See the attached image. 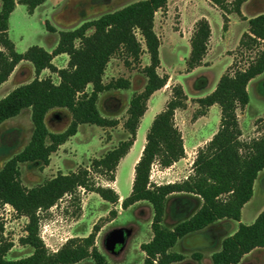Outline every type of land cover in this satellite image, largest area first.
<instances>
[{
  "label": "trees",
  "instance_id": "obj_1",
  "mask_svg": "<svg viewBox=\"0 0 264 264\" xmlns=\"http://www.w3.org/2000/svg\"><path fill=\"white\" fill-rule=\"evenodd\" d=\"M46 0H0V85L5 83L15 67L22 61L29 62L35 78L28 84L13 89L0 99V126L30 109L33 131L28 144L21 152L8 160L0 170V206H10L18 216L27 219L25 236L20 238L22 246L32 253L18 260H7L11 245H0V264H77L91 259L94 264H108L98 251L95 238L98 228L83 238L68 239L56 252H49L39 236L40 212L56 206L65 196H72L79 189L98 195L103 201L116 205L119 197L111 188L94 182L91 174L102 175L113 182L116 168L133 146L140 120L147 110L149 98L167 83V76H159L160 41L154 32L155 14L164 9L168 0H142L123 7L98 19L83 23L72 31L59 32L56 47L49 53L41 47H29L17 53L8 36V22L16 4L27 8L28 14ZM222 13V29L228 24L227 15L241 16L240 7L247 0H208ZM49 28L48 31L55 32ZM92 31L87 35L88 31ZM248 34H244L240 46L251 49L260 47L255 58L246 69L224 74L215 89L206 97L198 99L201 108L217 105L220 109L219 128L206 146L200 149L193 162V174L181 183L155 185L150 182L154 164L169 168L184 158L183 140L174 123V114L185 108L186 96L180 86L173 87L172 98L163 111L157 114L145 136V144L134 167L131 193L122 203L126 210L138 202L152 206L150 224L152 238L140 245L144 254L142 264H174L185 257L172 251L178 240L201 231L216 221L227 219L240 222L241 209L253 195V185L258 173L264 170V134L259 138L243 142L237 110L248 104V83L264 72V14L248 21ZM140 35L142 43L137 38ZM211 30L206 19L196 22L190 39L188 70L201 65ZM147 53L149 65L142 69L146 83L140 93H135L127 109L123 129L128 134L125 141L108 151L102 158L93 160L91 171L79 169L70 174H57L52 179L34 188H25L20 181L19 165L32 163L47 167L50 156L75 136L80 125L113 128L116 120L101 116L97 102L99 95L109 90H128L130 82L116 80L104 85L102 78L111 58L121 53L128 64L139 62L141 54ZM67 55V67L57 69L52 60ZM55 74L59 82L50 78L39 79L42 71ZM205 86V81L203 82ZM90 91H87V88ZM54 109H66L70 116L69 126L61 133L47 129L46 115ZM264 123V121H263ZM185 193L201 199L200 208L186 221L173 229L162 225L166 200L170 195ZM109 214L115 215L110 211ZM2 225L0 224V231ZM264 248V209L251 225L239 223L234 234L221 242L212 264H239L242 258L254 249ZM199 261L200 255L194 254Z\"/></svg>",
  "mask_w": 264,
  "mask_h": 264
},
{
  "label": "rangeland",
  "instance_id": "obj_2",
  "mask_svg": "<svg viewBox=\"0 0 264 264\" xmlns=\"http://www.w3.org/2000/svg\"><path fill=\"white\" fill-rule=\"evenodd\" d=\"M19 1L15 0L16 3ZM138 1L142 0H46L32 15L27 13L25 6L17 4V9L9 18L8 36L17 53H24L32 46L52 51L59 39V32L72 31L84 22L98 19L104 14L115 12ZM258 1L264 2V0ZM227 2L231 4L234 0H227ZM208 5L207 0H168L166 7L155 14L154 32L160 41V65L157 73L159 76H167L168 72V81L147 102L146 114L140 120L137 129L134 153L121 166H117L113 182L107 181V178L102 175L92 173L91 177L97 185L127 194L132 180L131 158L140 144H145L144 135L146 136L151 126V117L154 118L158 112L164 110L167 102L172 98V89L176 86L182 88L187 98L185 108L176 110L174 114L175 126L180 130L183 138L185 155L177 162V165L173 164L169 168L164 169L154 164L150 182L155 185L181 183L193 174L192 165L197 153L217 132L220 120L218 106L201 108L198 99L211 93L221 72L222 63L210 68H201L191 75H186V72L190 71L187 67L188 58L185 59L189 57L190 51L187 43H190L196 20L203 19L204 15L209 18L213 30V42L219 39L222 33V13L220 10L219 13L209 8ZM253 9L257 13L262 11L258 7ZM46 24L55 32L48 31ZM91 33L90 30L87 35ZM137 38L144 48L139 34ZM212 47L210 52L213 51ZM220 50L221 48L217 47L216 52L210 54L209 59L214 60L219 52L231 55L232 64L224 74L232 75L236 70L246 69L260 47L248 49L239 45L232 51L231 49ZM125 61L126 58L121 53L113 56L106 67L102 82L107 85L120 79L127 80L130 82L129 89L105 91L99 95L97 102L101 116L116 120L117 125L113 128L81 125L76 135L68 140L70 142L66 147L53 157L52 164L49 162L47 167L32 163L20 164V181L25 188H34L60 173L70 174L81 168L91 171L93 160L102 158L108 151L128 138V134L123 129V123L127 118L131 97L144 89L146 79L142 69L149 65V56L143 52L139 62L128 59L126 64ZM54 65L58 69L67 67L66 57L55 59ZM28 66L22 65L19 73L15 71L9 78L7 87L15 89L30 83L35 78V74L33 67ZM40 78H50L56 84L59 82L58 77L48 70L41 73ZM14 81L17 83L14 84ZM204 81H206L205 86H203ZM90 88L88 87L87 91H90ZM248 99L247 106L237 110L242 133L240 140L243 142H249L264 134V75L251 83ZM28 112L25 111L22 115L9 119L0 126V170L8 160L21 152L30 140L33 126ZM70 122L69 112L62 109L51 113L46 124L49 132L61 133ZM263 180L264 171L255 182L252 201L242 211L243 225H251L257 209L264 203ZM195 200L199 199L185 194L169 197L163 225L170 228L178 221L183 222L189 219L197 211L198 206ZM110 211L115 212V215L109 214ZM39 216V236L51 253L56 252L70 238L88 236L95 226L98 228L95 238L96 247L108 264H142L144 254L140 250V245L150 239L153 209L149 203L144 202L125 211L121 205H111L98 195L79 189L72 196H65L56 206L40 212ZM0 224L2 225L0 245H11L6 259L18 260L28 257L32 249L22 246L19 242L20 238L25 236L27 219L18 216L10 206L2 205L0 206ZM227 224V221L218 223L177 243L172 251L184 255L185 259L180 264H197L193 255L202 251L208 258L218 249L220 242L237 229V222L229 220L231 226ZM118 231L125 233V243L122 247H117L115 251H110L106 246L107 239L112 233ZM79 264L94 263L91 259H86ZM240 264H264V249L253 251Z\"/></svg>",
  "mask_w": 264,
  "mask_h": 264
},
{
  "label": "crops",
  "instance_id": "obj_3",
  "mask_svg": "<svg viewBox=\"0 0 264 264\" xmlns=\"http://www.w3.org/2000/svg\"><path fill=\"white\" fill-rule=\"evenodd\" d=\"M208 1V0H207ZM209 2V1H208ZM259 5V6H258ZM17 4H16V7H15V9H14V11L17 9ZM41 6V5H40ZM39 7V6H38ZM37 7V8H38ZM208 7L209 8H211V9H213V10H215V11H217V12H219L220 13V11L216 8V7H214L212 4H210V2H209V5H208ZM257 7L258 8H260V10H262L261 11V13H257L256 11H253L254 9L253 8H256L257 9ZM36 8V9H37ZM27 9V8H26ZM36 9H34V11H33V13L32 14H34L35 13V11H36ZM13 11V12H14ZM12 12V13H13ZM28 13V12H27ZM240 13H241V16H238L237 14H235V13H231V14H229V15H227V18H228V24H227V28L225 29V30H223L222 29V33H221V35H220V38L219 39H217L216 41H214L213 42V30H212V28H211V25H210V22H209V18L206 16V15H204V16H202V18H204V19H206L207 21H208V23H209V26H210V30H211V35H210V39H209V42H208V46H207V51H206V54H205V56H204V58L202 59V62H201V65L199 66V67H196V68H194L193 70H191V71H189V72H186V75H191L192 73H194L195 71H197L198 69H201V68H210V67H212V66H214L215 64H218V63H222V69H221V72H220V74H219V77H218V79H217V81H216V83H215V85L212 87V89H211V92L215 89V87H216V85H217V83H218V81H219V79L221 78V76L225 73V71L231 66V64H232V56L231 55H229V54H224V53H221V52H219L218 53V56L214 59V60H210L209 58H210V54H212V53H215L216 52V50H217V47L218 48H221V50L222 49H231L230 51H232L233 49H235V48H237L239 45H240V41H241V39H242V37H243V35L244 34H248V35H250L249 34V32H248V21L250 20V19H252V18H254V17H256V16H258V15H260V14H264V2L263 3H260L258 0H247L245 3H243L242 5H241V7H240ZM32 14H30V15H32ZM11 16V15H10ZM201 19V18H200ZM198 20H196V22H197ZM85 23V22H84ZM82 25V24H81ZM80 25V26H81ZM192 31L194 32V30L192 29ZM193 34V33H192ZM250 36H252V35H250ZM179 39H181V38H179ZM58 42V41H57ZM188 44V47H190V43H187ZM213 46V47H212ZM15 47V46H14ZM56 47V46H55ZM213 48V51L212 52H210L211 50H210V48ZM159 49H160V47H159ZM261 49V48H260ZM220 50V51H221ZM47 52H51V51H47ZM189 53H190V51H189ZM159 54H160V51H159ZM189 56V55H188ZM62 57H66V63L68 62V56L67 55H65V54H63V55H60V56H57V57H55L53 60H52V64L54 65V61H55V59H60V58H62ZM188 57H186L185 59H187ZM22 65H29L28 67L30 68V66H32L29 62H25V61H22V62H20L16 67H15V69H14V71L12 72V74L10 75V77L13 75V73H15V71H18V73H19V69H20V67H22ZM55 66V65H54ZM56 67V66H55ZM57 68V67H56ZM66 68V67H65ZM18 69V70H17ZM58 69V68H57ZM34 70V69H33ZM159 70V69H158ZM45 71V70H44ZM44 71H42L41 73H44ZM41 75V74H40ZM40 75H39V79H41L40 78ZM166 75L168 76L169 74H168V72L166 73ZM264 75V72L261 74V75H258L257 77H255L254 79H252L249 83H248V85H247V87H246V90H247V93H248V89H249V86L251 85V83L252 82H254L256 79H258V78H260V77H262ZM9 77V78H10ZM9 78H8V80L5 82V83H3L2 85H0V99H2V98H4L6 95H8L14 88L12 87V88H10V87H7V85H8V82H9ZM16 81H18V80H16ZM14 84L15 83H17V82H13ZM205 84H206V81H205ZM156 93V92H155ZM215 106H217V105H214V106H212V107H210V108H213V107H215ZM57 110H62V109H54V110H52V111H50L47 115H46V118H45V123L47 122V119H48V117H49V115L51 114V113H53L54 111H57ZM25 111H29L28 112V116H29V118H30V109H26V110H23L18 116H20V115H22V113H24ZM158 113H160V112H158ZM157 113V114H158ZM145 114H146V112H145ZM145 114H144V116H145ZM156 114V115H157ZM17 116V117H18ZM143 116V117H144ZM142 117V118H143ZM153 117V116H152ZM151 117V121H153V119L154 118H152ZM56 119H57V117H56ZM46 126H47V124H46ZM81 126V125H80ZM180 131V130H179ZM137 134V133H136ZM136 137H137V135H136ZM144 137H145V135H144ZM72 138V137H71ZM182 140H183V138H182ZM209 140H211V138L209 139ZM70 141H67L65 144H63V145H61L60 147H59V149L55 152V153H53L52 154V156H51V160H50V163L52 164V162H53V157L57 154V153H59L60 151H61V149H64L65 147H66V145L69 143ZM135 144H136V141L134 142V145L131 147V149L129 150V152H128V154L123 158V159H121L120 160V162H119V164H118V166H121V164L122 163H124V161H126L127 159H129L130 157H131V155L134 153V151H135ZM143 146H144V143H142V144H140V146H139V149L137 150V152L134 154V156L131 158V164H130V168H131V172H132V176H131V178H132V180H133V177H134V167H135V165H136V163L138 162V160H139V157H140V155H141V152H142V150H143ZM142 147V148H141ZM184 147V146H183ZM179 162V161H178ZM133 164V165H132ZM174 165H177V163H174ZM172 167V166H171ZM263 171L264 170H262L261 172H259L258 173V176H257V178H256V180L254 181V185H253V195H254V186H255V182L257 181V179L259 178V177H261L262 176V173H263ZM131 180V183H130V185L128 186V192H127V194H122V193H119V192H116L117 193V195H118V197H119V200H118V203L116 204V205H118V206H120L121 205V203H122V201L126 198V197H128L129 196V194L131 193V188H132V181ZM263 185H264V180H263ZM185 193H178V194H173V195H170L169 197H172V196H174V195H184ZM185 195H189V196H192V197H196L197 199H199V200H195L196 201V203H197V210L200 208V206H201V204H202V201H201V199L200 198H198L197 196H194V195H190V194H185ZM253 195H252V197H251V199L242 207V209H241V217H240V222L239 223H241V224H243L242 223V220H241V218H242V211H243V209H244V207L246 206V205H248L251 201H252V199H253ZM169 197L167 198V200H166V204H165V210H164V217H163V221H164V218H165V214H166V211H167V202H168V199H169ZM139 203H144V202H138V203H135L134 205H132V206H130L129 208H127L125 211H127V210H129V209H133V207H135V206H137ZM264 209V203H262L261 205H260V207L257 209V211H256V213H255V215H254V217L252 218V223L255 221V219L257 218V216L260 214V212L262 211ZM192 216V215H191ZM152 220V219H151ZM163 221H162V225H163ZM224 221H227L228 222V224L227 225H229V226H231L230 224H229V220H227V219H223V220H219V221H216L215 223H213L212 225H210V226H208V227H206L205 229H207V228H209V227H211V226H213V225H217L218 223H224ZM232 221V220H231ZM178 223H180L179 221L178 222H176L172 227H170V228H167V229H173ZM239 223L237 222V228H238V225H239ZM251 223V224H252ZM150 224H151V221H150ZM164 226V225H163ZM165 227V226H164ZM221 227V226H220ZM223 227V226H222ZM166 228V227H165ZM205 229H203V230H201V231H198V232H196V233H193V234H191V235H188V236H186V237H184V238H182V239H187V238H189V237H191V236H193V235H197L199 232H202V231H204ZM224 229V228H223ZM226 229V228H225ZM237 229H234L227 237H229V236H231L232 234H234L235 233V231H236ZM152 238V233H151V236H150V239ZM226 238V237H225ZM224 238V239H225ZM150 239L148 240V241H150ZM182 239H180V240H178L177 241V243H179ZM148 241H146V242H148ZM223 241V240H222ZM221 241V242H222ZM221 242H220V245H219V247H218V249L216 250V251H214L213 253H211L210 254V256L207 258V257H205V254H204V252L202 251V252H199L198 254L201 256L200 257V260L199 261H197L196 260V262H197V264H212V261H211V257H212V255L215 253V252H217V251H219L220 250V247H221ZM176 243V244H177ZM143 244V243H142ZM175 244V245H176ZM174 248V247H173ZM261 249H264V248H261ZM255 250H258V249H254L253 251H255ZM253 251H251L249 254H247V255H245L243 258H242V260L245 258V257H247L248 255H250ZM174 252V251H173ZM177 253V252H176ZM179 254H181V253H179ZM184 256V255H183ZM241 260V261H242ZM184 261V260H183ZM183 261L182 262H179V264L180 263H183ZM241 261H240V263H241ZM239 263V264H240ZM77 264H79V263H77ZM174 264H178V263H174Z\"/></svg>",
  "mask_w": 264,
  "mask_h": 264
},
{
  "label": "water",
  "instance_id": "obj_4",
  "mask_svg": "<svg viewBox=\"0 0 264 264\" xmlns=\"http://www.w3.org/2000/svg\"><path fill=\"white\" fill-rule=\"evenodd\" d=\"M125 240V233L123 231L114 232L108 237L106 246L108 250L115 251L117 247L120 248L124 245Z\"/></svg>",
  "mask_w": 264,
  "mask_h": 264
}]
</instances>
